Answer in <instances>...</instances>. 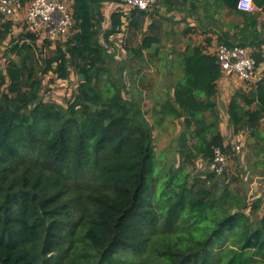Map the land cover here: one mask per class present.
I'll list each match as a JSON object with an SVG mask.
<instances>
[{"label": "trees", "instance_id": "1", "mask_svg": "<svg viewBox=\"0 0 264 264\" xmlns=\"http://www.w3.org/2000/svg\"><path fill=\"white\" fill-rule=\"evenodd\" d=\"M72 1L74 31L65 42L38 46L32 34H21L4 52L0 264H264V196L249 199L232 190L220 178L225 172L192 177L186 171L198 159L209 165L216 147L237 155L219 130L216 57L191 44L180 53L173 93L153 109L157 122L182 120L180 163L158 161L153 127L123 97L121 77L97 88L109 58L99 39V7L119 0ZM224 2L238 10V0ZM252 2L264 13V0ZM145 14L130 11L128 25L136 28V17ZM241 15L237 46L248 48L259 67L264 33L257 27L264 24ZM120 26V14H112L103 41L111 44ZM11 27L0 24V46ZM155 42L143 37L128 56L141 59ZM49 73L58 81L77 77L66 108L40 97L41 77ZM246 86L225 113L235 136H245L246 166L264 185V79Z\"/></svg>", "mask_w": 264, "mask_h": 264}, {"label": "crops", "instance_id": "2", "mask_svg": "<svg viewBox=\"0 0 264 264\" xmlns=\"http://www.w3.org/2000/svg\"><path fill=\"white\" fill-rule=\"evenodd\" d=\"M57 1L65 2L72 11V0ZM99 12L101 14L99 39L102 44L104 42V34L111 29L112 14H120V32L110 35L108 41L111 44L114 43L115 46L117 45L116 47H118L121 54L128 56V51L140 45L142 38L145 36L155 38L156 42L152 44L151 48L143 51V57L146 56L145 54H148L147 56L154 57L158 63V56H162L170 48L167 51L169 59H171L170 65L173 72L170 83L171 95L173 93V84L181 71L178 57L187 45L203 46L208 52H211L219 44V40L237 45L239 43L240 31L244 25L243 16L241 15L242 11L230 10L224 0H156L155 5L146 12L143 19L140 16L136 17V22H138L136 28L128 25L130 12L121 5L120 1L103 2L99 7ZM249 14L256 16L259 25L261 23L264 24L263 12L256 10ZM22 16L23 12L11 22V32L0 46V58L3 57L2 60L6 59L4 52L9 47L10 40L23 34L24 24H22ZM257 30L264 33V28L260 26L257 27ZM133 34L137 37L136 47H132L129 43L130 37ZM122 45H125L128 50L122 48ZM262 47L264 52V45ZM107 50H109V53L112 51L109 47ZM0 67L2 68L1 65ZM257 74L258 80L264 79V62L257 67ZM246 87V84L234 78L225 79L220 77L217 81L215 99L216 101L221 99L228 105L234 93L239 89H246ZM226 122L228 124L227 115ZM263 129L264 121L259 131L263 132ZM239 136L240 134H237L235 140L239 139ZM241 141L244 145V136H242Z\"/></svg>", "mask_w": 264, "mask_h": 264}, {"label": "rangeland", "instance_id": "3", "mask_svg": "<svg viewBox=\"0 0 264 264\" xmlns=\"http://www.w3.org/2000/svg\"><path fill=\"white\" fill-rule=\"evenodd\" d=\"M114 42V41H113ZM41 46L43 42H36ZM130 45L137 46V37L133 34L130 37ZM104 47L111 48L108 54L106 72L101 75L97 88H104L106 80H115L119 76L123 81L122 95L125 99L131 100L140 106V109L145 115L148 123L153 127L154 151L158 161L179 165L180 160L177 154L179 142L178 138L183 131L182 120L167 119L163 122H157L158 115H154L153 109L158 108L159 104L170 94V83L173 75L171 67V59L167 50L162 56H158L159 62L154 57L147 56L141 59H134L130 56L121 54L118 47L114 43L111 45L103 42ZM54 48V47H52ZM47 49L44 48V52ZM161 55V54H160ZM0 58V65L4 67L5 60ZM154 61L152 62V60ZM42 86L40 89V97L45 102H54L62 107H67L72 100V94L78 85L77 77L74 73L70 74L68 79L58 81L52 74H46L41 77ZM170 91V92H169ZM217 113L219 118V130L222 133L224 144L232 148L237 145L235 134L229 124L226 122V106L221 99L216 101ZM192 140L188 139V146ZM245 147V146H244ZM242 146L240 153L231 157L228 162L227 170L221 179L229 187L242 195H246L249 199L264 196V185L261 182L258 173L246 166L245 159L242 156L245 149ZM243 164L244 169H239L238 166ZM186 171H192V177L210 172L206 162L198 159L194 164H189ZM235 178V182H230ZM258 217V216H257Z\"/></svg>", "mask_w": 264, "mask_h": 264}, {"label": "built area", "instance_id": "4", "mask_svg": "<svg viewBox=\"0 0 264 264\" xmlns=\"http://www.w3.org/2000/svg\"><path fill=\"white\" fill-rule=\"evenodd\" d=\"M127 11L139 10L148 12L156 0H119ZM239 11L253 13L256 11L252 0H238ZM23 12V34H32L37 41L46 42L51 47L65 42L74 31L72 11L65 2L57 0H0V24L12 22ZM28 41V40H26ZM216 57L221 77L234 78L246 85L258 81L257 67L251 51L240 46L216 45L211 52ZM264 121V117L262 119ZM240 133L237 145L233 147L235 154L242 148ZM245 137V136H244ZM231 155L224 153L219 147L213 149L212 161L208 167L215 175H222L227 170Z\"/></svg>", "mask_w": 264, "mask_h": 264}, {"label": "water", "instance_id": "5", "mask_svg": "<svg viewBox=\"0 0 264 264\" xmlns=\"http://www.w3.org/2000/svg\"><path fill=\"white\" fill-rule=\"evenodd\" d=\"M79 78H82V75H79Z\"/></svg>", "mask_w": 264, "mask_h": 264}]
</instances>
